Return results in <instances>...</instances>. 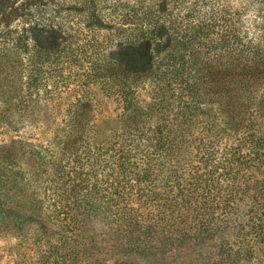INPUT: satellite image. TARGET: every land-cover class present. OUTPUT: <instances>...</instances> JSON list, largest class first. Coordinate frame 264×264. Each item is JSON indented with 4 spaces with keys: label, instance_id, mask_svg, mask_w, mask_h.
Masks as SVG:
<instances>
[{
    "label": "rangeland",
    "instance_id": "rangeland-1",
    "mask_svg": "<svg viewBox=\"0 0 264 264\" xmlns=\"http://www.w3.org/2000/svg\"><path fill=\"white\" fill-rule=\"evenodd\" d=\"M146 40L153 69L120 75L121 52ZM262 69L264 0H0V154L14 156L0 167L20 172L27 209L49 225L6 223L0 264H264V241L250 236L232 257H222L229 247L217 235L180 247L202 236L206 202L227 201L238 223L264 218V75L244 76ZM173 78L203 90L246 85L242 130L211 147L204 116L175 120ZM138 106L139 124H122ZM73 120L85 130L74 150L65 146ZM162 123L164 147L152 129ZM252 135L258 154H235ZM237 157L244 164L232 166ZM178 192L201 214H172Z\"/></svg>",
    "mask_w": 264,
    "mask_h": 264
},
{
    "label": "trees",
    "instance_id": "trees-1",
    "mask_svg": "<svg viewBox=\"0 0 264 264\" xmlns=\"http://www.w3.org/2000/svg\"><path fill=\"white\" fill-rule=\"evenodd\" d=\"M152 47V42L146 40L138 45L128 47V49L121 52L118 59V64L121 68L119 72L120 75H125L126 73L138 74L150 72L155 64ZM258 75L263 76L264 70H260L258 74L249 70L244 74L247 81H251V79L256 78ZM227 76L233 78L231 73L227 74ZM218 79L217 75H214L213 81L217 82ZM173 82H177V84L180 82L179 88H173L175 92L177 91V99L180 104V112L176 115L175 120L184 123L185 121H192L195 117L204 116L209 131V139H207V141L212 144L211 147H215L223 136L228 134V131L238 133L242 130V126L244 125L242 116L246 109L249 108L242 100L245 97L246 92H248L246 85L237 86L235 88L227 87L220 90H214V88L203 90L198 87L199 85L196 80L183 83L180 78H173ZM218 95L221 97L220 100L216 98ZM220 101H223V105H220ZM205 103L209 105L217 104L219 111L214 112L212 109L202 110L201 106ZM126 112H128V114L126 115V120L122 121V124L137 126L143 114L140 106L132 109L127 108ZM71 124L73 128L72 134L69 140L65 143V146L68 147V149L74 150L78 146V142L82 138L85 130L81 121L73 120ZM167 126V124L162 123L155 128H152L157 139L163 144L162 147L168 145L170 142L169 129ZM177 141L178 143L180 142V140ZM12 143L16 144L15 141ZM234 147L235 154H241L245 149H251L249 150L250 153L258 154L256 149H258L259 144L256 140V136L252 135L249 141H242L239 144H235ZM0 155H2L0 160L3 162L12 161L14 159V156L9 153H1ZM202 164L205 168L211 170L213 174L217 173L220 168L218 165L213 166L208 158L203 160ZM230 164L232 166H239L244 164V161L242 158L237 157L233 158L230 161ZM197 178L198 180H201L199 176ZM22 183L23 180L21 179L18 170L0 167V229L8 223L15 229L19 230L23 228L25 223H31L34 221L40 223L39 225L42 229H48L49 225L46 222L39 220V214L27 209L26 206L29 197L27 198V192L22 189L24 188ZM155 197V195L149 196L146 200H154ZM120 202L123 203V206L126 209L130 208L131 203L128 199L123 198ZM169 202L170 212L181 218H186L190 213L200 215L202 212L200 202L182 192H178L175 198L169 199ZM203 205L210 214L206 213L207 217H203L205 218L204 222H202L196 229V233L202 236L197 237L188 245L185 242H180L182 244L180 247L204 245L207 241H211L209 238H204L205 236H212L213 238L217 235V238L220 241L216 240V243L218 245H226L229 247L227 252H222V257H232V252L236 246H239L242 243L240 240H248V237L250 236V240L254 243L264 241V218L261 216H253L255 220L249 221L248 224L243 221L238 223L234 218V208H232V205L227 201H223V203L219 204L206 202ZM11 216H13L15 221L9 220ZM21 219H24L22 223L20 221ZM146 229L152 230V227L148 226ZM227 237H235L236 242H227ZM178 258L179 257L153 258V261L157 263H167V261H170L169 263L175 264L176 261H179ZM185 261L186 259L182 260L180 263L184 264Z\"/></svg>",
    "mask_w": 264,
    "mask_h": 264
}]
</instances>
